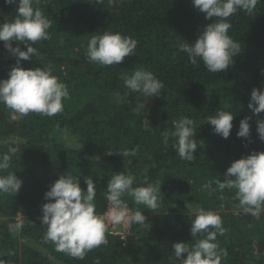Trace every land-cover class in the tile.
Instances as JSON below:
<instances>
[{
    "label": "trees",
    "instance_id": "obj_1",
    "mask_svg": "<svg viewBox=\"0 0 264 264\" xmlns=\"http://www.w3.org/2000/svg\"><path fill=\"white\" fill-rule=\"evenodd\" d=\"M33 6L51 20L50 39L31 45L39 58L33 55L22 66L50 67L67 85L69 98L55 116L29 113L17 120L0 103V154L17 149L4 174L15 172L23 180L17 194H0V264H181L172 246H191L202 238L190 234L198 208L215 211L222 219L224 234L216 240L228 253L222 264H264V212L245 214L234 189L220 191L215 184L203 189L210 180H223L235 160L264 151L257 132L264 112L254 116L248 107L253 88L264 91V0L252 14L238 10L228 18L229 35L240 43V51L234 65L220 73L207 71L200 60L192 64L178 51L183 40L195 42L203 28L218 19H205L191 0H38ZM17 7L0 0V23L13 21ZM106 31L134 38V55L111 66L90 62L85 55L90 36ZM12 43L15 47L19 42ZM20 47L26 50L22 43ZM16 59L0 41V80L8 78ZM139 68L163 82L160 96L130 93L125 87V78ZM141 102L147 107L137 115L133 109ZM218 110L235 115L227 139L207 123ZM184 116L195 121L197 131L198 148L191 162L176 153L177 138L171 135L173 122ZM249 116L250 138L238 137L240 121ZM124 149L138 152L124 158L118 155ZM126 169L136 178L133 187L145 178L162 184L155 212L123 197L131 210L144 212L150 230L131 223L125 239L107 232V244L87 251L82 259L58 251L45 239L42 205L55 181L72 175L86 190L84 177L91 176L96 212L102 215L109 207L110 178ZM18 216L20 231L10 228Z\"/></svg>",
    "mask_w": 264,
    "mask_h": 264
},
{
    "label": "clouds",
    "instance_id": "obj_2",
    "mask_svg": "<svg viewBox=\"0 0 264 264\" xmlns=\"http://www.w3.org/2000/svg\"><path fill=\"white\" fill-rule=\"evenodd\" d=\"M7 4H17L16 18L0 23V41L5 49L15 56L16 64L8 73V78L0 80V103L12 110V119L17 120L29 113L55 116L63 111V101L69 98V90L65 83L55 76L50 67L26 69L22 61L33 55L39 58L37 49L31 45L50 39L51 20L39 7H34L38 0H5ZM194 8L205 14V19L212 20L207 24L193 43L184 41L178 51L186 53L192 64L202 61L206 70L211 73L225 72L235 63L239 55L240 43L229 35L232 25L229 17L243 10L252 14L259 0H191ZM114 4L115 0H109ZM13 41L19 42L13 47ZM31 42V43H30ZM26 46L22 50L20 44ZM137 41L119 32L92 34L85 52L87 59L102 66L121 64L129 55H134ZM125 87L130 93H140L147 97L160 96L165 85L155 75L139 68L125 78ZM147 106L138 103L133 111L139 115ZM254 116L264 112V91L253 88L248 105ZM234 116L230 111L218 110L214 116L207 118L213 126L215 134L229 138L233 129ZM251 116L240 121L237 136L250 138ZM171 135L177 138L176 153L186 161L195 159L196 142L195 121L187 116L174 121ZM259 138L264 141V119L257 120ZM167 135V133H166ZM195 137V139H194ZM17 152L9 147L8 152L0 154V194H17L23 186V180L15 172L4 174L10 167V161ZM138 149H124L118 155L124 158L136 156ZM99 160L100 157H95ZM135 176L126 169L113 175L108 183L106 199L109 203L104 214H97L95 199L96 184L91 176L84 177L87 185L82 189L80 179L72 175H63L45 193L48 201L42 205L41 224L47 227L45 239L52 241L58 251L66 252L74 258H83L87 251L107 244L106 233L109 225L131 223L139 224L150 230L148 218L139 209L133 211L123 200L125 195L132 197L136 205H144L155 210L161 201V183L149 182L145 178L141 186L133 187ZM190 184V182H189ZM223 191L235 190V199L245 214L259 216L264 212V151H252L231 163L224 174L223 180H210L203 189L211 190L212 185ZM196 216L191 222L192 238L201 236L191 246L185 242L173 244L175 258L181 264H222L228 253L218 247L217 235H223L222 219L218 213L203 208L196 209ZM20 223L10 228L19 230ZM99 264V262H97Z\"/></svg>",
    "mask_w": 264,
    "mask_h": 264
},
{
    "label": "built area",
    "instance_id": "obj_3",
    "mask_svg": "<svg viewBox=\"0 0 264 264\" xmlns=\"http://www.w3.org/2000/svg\"><path fill=\"white\" fill-rule=\"evenodd\" d=\"M131 229V224L128 225H123V224H114V225H109L108 232L110 234H118L120 235L123 239H125V235L128 233Z\"/></svg>",
    "mask_w": 264,
    "mask_h": 264
},
{
    "label": "rangeland",
    "instance_id": "obj_4",
    "mask_svg": "<svg viewBox=\"0 0 264 264\" xmlns=\"http://www.w3.org/2000/svg\"><path fill=\"white\" fill-rule=\"evenodd\" d=\"M15 220H17V221H16L17 223H20V224L22 225V222H21L22 218H21V216H18ZM21 228H22V227H21ZM21 228H20L18 231H20Z\"/></svg>",
    "mask_w": 264,
    "mask_h": 264
}]
</instances>
